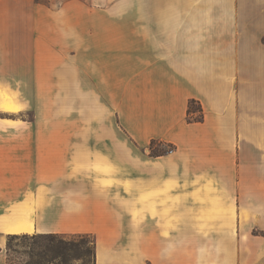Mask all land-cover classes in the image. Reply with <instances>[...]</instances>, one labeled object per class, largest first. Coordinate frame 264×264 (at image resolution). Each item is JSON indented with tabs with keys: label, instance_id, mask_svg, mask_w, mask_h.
<instances>
[{
	"label": "crops",
	"instance_id": "0c3cea01",
	"mask_svg": "<svg viewBox=\"0 0 264 264\" xmlns=\"http://www.w3.org/2000/svg\"><path fill=\"white\" fill-rule=\"evenodd\" d=\"M39 30L7 112L33 119L0 123V264L35 234L93 236L94 264H259L264 0L69 5Z\"/></svg>",
	"mask_w": 264,
	"mask_h": 264
},
{
	"label": "rangeland",
	"instance_id": "374dc122",
	"mask_svg": "<svg viewBox=\"0 0 264 264\" xmlns=\"http://www.w3.org/2000/svg\"><path fill=\"white\" fill-rule=\"evenodd\" d=\"M123 1L125 0H0V75L7 77L1 78L2 82L6 80L9 85L18 90L10 97L11 101L14 100L15 103L19 100L31 101L34 97L29 84L31 74L30 80L25 83L26 87H22L21 78L18 77H21L23 63L33 59L34 43L40 35V24L54 21V18L63 14V9L69 5L97 8L121 4ZM1 86L3 84H0V99L10 100ZM2 104L0 105V123L5 124L4 120L33 119L32 107L12 114L7 113ZM167 149L160 145L155 147V150ZM255 234L258 232L255 231ZM63 238H75L78 242H82L74 254L75 257H80L79 259L63 261L56 258L55 252L51 249L46 256V249L50 248L48 247L51 244L50 240L37 235L19 236L7 239V264H94L93 236ZM259 264H264V259Z\"/></svg>",
	"mask_w": 264,
	"mask_h": 264
},
{
	"label": "trees",
	"instance_id": "16d2710c",
	"mask_svg": "<svg viewBox=\"0 0 264 264\" xmlns=\"http://www.w3.org/2000/svg\"><path fill=\"white\" fill-rule=\"evenodd\" d=\"M187 122H201L203 120V114L201 107L195 102L190 101L187 108V116H186ZM159 143L152 142L150 146V150L152 154H165L169 152L170 150H173L171 147H168L167 150H155V147H157ZM45 239H48L51 241V244L48 245V249H46L47 253H45L46 256H48L49 249L53 250L55 252V257L60 258L63 261H68L69 259H79L80 257H75V252L79 249L80 244L82 242H78L75 238L72 239H65L60 235H38ZM19 236H34V235H11L8 237V239H13ZM87 236V235H77V237ZM74 237V236H72ZM7 246V245H6ZM50 250V251H51ZM93 263H94V242H93Z\"/></svg>",
	"mask_w": 264,
	"mask_h": 264
},
{
	"label": "bare ground",
	"instance_id": "6f19581e",
	"mask_svg": "<svg viewBox=\"0 0 264 264\" xmlns=\"http://www.w3.org/2000/svg\"><path fill=\"white\" fill-rule=\"evenodd\" d=\"M4 110L8 112H16L19 110V106H15L11 100H7L2 104Z\"/></svg>",
	"mask_w": 264,
	"mask_h": 264
},
{
	"label": "built area",
	"instance_id": "2783aa9c",
	"mask_svg": "<svg viewBox=\"0 0 264 264\" xmlns=\"http://www.w3.org/2000/svg\"><path fill=\"white\" fill-rule=\"evenodd\" d=\"M172 150H170L169 152H171Z\"/></svg>",
	"mask_w": 264,
	"mask_h": 264
}]
</instances>
